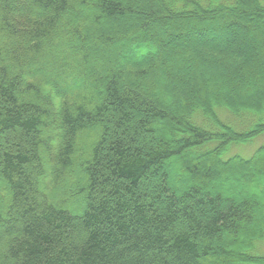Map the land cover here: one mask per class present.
Returning a JSON list of instances; mask_svg holds the SVG:
<instances>
[{
  "label": "trees",
  "instance_id": "16d2710c",
  "mask_svg": "<svg viewBox=\"0 0 264 264\" xmlns=\"http://www.w3.org/2000/svg\"><path fill=\"white\" fill-rule=\"evenodd\" d=\"M263 112V0H0V264H264Z\"/></svg>",
  "mask_w": 264,
  "mask_h": 264
},
{
  "label": "rangeland",
  "instance_id": "374dc122",
  "mask_svg": "<svg viewBox=\"0 0 264 264\" xmlns=\"http://www.w3.org/2000/svg\"><path fill=\"white\" fill-rule=\"evenodd\" d=\"M264 1V0H263ZM212 28V27H210ZM213 29V28H212ZM211 30L206 28V29H203L202 27L199 29V32H204V36L201 37L199 39V41L203 42L204 40H207V39H210L212 38V36L209 35V33ZM207 35V36H205ZM215 41V40H214ZM134 48H137L136 52H135V59L136 61H148V57L151 56V54L155 53L156 52V49L153 47V48H150L148 46H146L145 44H140L139 43V46H134ZM144 51L146 53H150V55L148 54L147 56L145 57H142L141 56V52ZM210 52V51H209ZM204 60L205 61H209V60H213L215 62H217L218 60L217 59H214L212 57H210L208 55V50L204 53ZM238 61H235L234 63L230 62V63H227V66H232V64H237ZM246 65H249V66H253L251 62H246V63H243L241 66L242 67H245ZM145 63H144V67H145ZM225 66V65H224ZM140 67V66H139ZM131 68H136V65H132ZM242 69H238L237 70V73L238 74H243L242 73ZM235 81H236V85H235V88L238 90V95L240 94L241 95V91L243 92V90H245V88H247V85L245 83L241 84V85H238L237 82H238V77L235 75ZM145 88H146V91L149 93V92H162L161 89L157 88V89H152L151 88V85L150 84H146L145 83ZM175 94H176V91H173L170 95H168L167 93L164 94V98L163 100H167V101H174V100H177L175 98ZM179 102L181 101L180 99L178 100ZM218 101H222V102H227L225 99H220ZM244 107L245 105H241V104H237V105H234L232 107ZM198 110H196L195 112H193V114H197ZM229 111H227L226 109H217L216 110V113L218 116H220V120H222L224 123H232L235 125V127H237V130L238 131H241L242 129H244V125H241L240 122H243L245 119H250V118H253L252 115H245V114H242L240 117H234V116H231L229 113ZM194 115H193V118L194 119ZM199 115V114H197ZM195 115V116H197ZM192 117V116H191ZM257 120H260V119H263L264 120V112L261 113L259 116H257ZM190 118V117H189ZM197 123H201L202 122V119L200 120L199 117H195L194 119ZM195 122V123H196ZM211 126V125H210ZM214 127H213V131L210 129V131L214 132ZM215 133V132H214ZM220 136V135H218ZM87 142H89V139L87 137L85 138H82L81 139V142L82 144L86 145ZM219 146V143L218 142H215V143H208L206 144L201 150H198V155H201V152H210L212 150H214L215 148H217ZM264 147V133L253 138L252 140H250L249 142H245V143H239V144H232L231 146L228 147V149L223 153V155L221 156V161H220V166L219 167H215V170L219 173L220 176H224L226 173L224 171H227L229 168H232L233 166H237V165H232L230 167H226V166H222L221 163H226L228 162L229 160H232L233 158H237V159H249L258 149ZM80 151V149H79ZM84 151V150H82ZM187 155H192V154H188ZM256 166H259V163L258 161L253 163V164H250V165H246V167L244 168V170H246V168H255ZM246 174V173H245ZM247 175V174H246ZM176 177H174L175 179ZM241 178V177H240ZM220 187L225 190L226 194H229L231 196H234L235 198H238L241 196L242 193H244L246 191L247 188H250V186L252 185V178L251 177H244L242 179H233V178H230L229 181L227 180H221L220 179ZM220 188V189H221ZM262 195V194H261ZM262 198L264 199V192H263V195H262ZM264 205V201L262 202V207ZM264 222H261V224H263ZM255 245V248L253 251H251L252 254L254 255H264V239H262L261 241L259 242H255L254 243Z\"/></svg>",
  "mask_w": 264,
  "mask_h": 264
}]
</instances>
